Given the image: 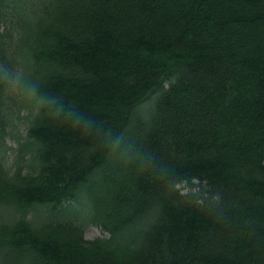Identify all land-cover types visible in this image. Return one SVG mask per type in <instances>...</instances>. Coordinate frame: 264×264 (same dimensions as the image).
<instances>
[{"label": "trees", "instance_id": "1", "mask_svg": "<svg viewBox=\"0 0 264 264\" xmlns=\"http://www.w3.org/2000/svg\"><path fill=\"white\" fill-rule=\"evenodd\" d=\"M0 143L4 264H264V0H0Z\"/></svg>", "mask_w": 264, "mask_h": 264}, {"label": "rangeland", "instance_id": "2", "mask_svg": "<svg viewBox=\"0 0 264 264\" xmlns=\"http://www.w3.org/2000/svg\"><path fill=\"white\" fill-rule=\"evenodd\" d=\"M16 84H18V81H16ZM22 102L24 104L30 103L29 99L25 95H23V97H22ZM28 115H29V113L26 109H24V108L20 109L19 113L17 115H15L16 117L13 118V125H11L7 128L8 132L9 133L12 132L14 135H15V133L20 134V136H21L20 139H22L23 136L25 135V121L27 120L26 117ZM17 146H18V139L15 136L8 134L7 135V141H6V152L4 155V159H5V162L7 163V165H9L12 168H14V166H15L14 161L16 158ZM1 153H2V143H0V154ZM25 165L26 164L23 163L24 170L27 169V167H25ZM79 207L83 209L82 212L88 211L87 205L85 204V202L84 203L82 202L79 205ZM80 213H81L80 209H78V211H76L75 209L69 207V209H65L64 211L56 212L53 214H50L49 212H47L43 209H37L34 212V215L36 216L37 221H41L44 218H47V219L49 218L52 220H73V219L78 218V217L80 220H84L85 217L79 216ZM103 236H105V233L97 225L88 224L84 228V237L86 239H93L96 237H103ZM0 264H4V259H3V256L1 253H0Z\"/></svg>", "mask_w": 264, "mask_h": 264}]
</instances>
